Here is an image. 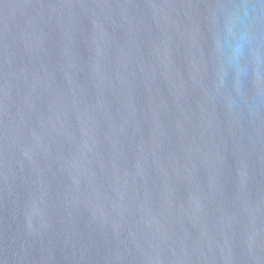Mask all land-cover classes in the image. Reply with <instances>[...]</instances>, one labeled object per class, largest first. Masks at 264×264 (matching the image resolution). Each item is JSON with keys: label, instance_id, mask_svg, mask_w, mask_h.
Wrapping results in <instances>:
<instances>
[{"label": "water", "instance_id": "95a60500", "mask_svg": "<svg viewBox=\"0 0 264 264\" xmlns=\"http://www.w3.org/2000/svg\"><path fill=\"white\" fill-rule=\"evenodd\" d=\"M0 264H264V0H0Z\"/></svg>", "mask_w": 264, "mask_h": 264}]
</instances>
